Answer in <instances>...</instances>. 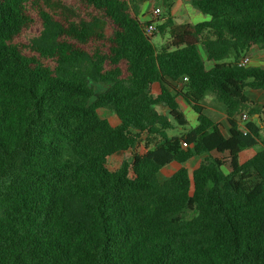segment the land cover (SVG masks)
<instances>
[{"label":"trees","instance_id":"16d2710c","mask_svg":"<svg viewBox=\"0 0 264 264\" xmlns=\"http://www.w3.org/2000/svg\"><path fill=\"white\" fill-rule=\"evenodd\" d=\"M148 1L0 0V264H264V69L238 66L264 0H191L207 20L168 15L160 48Z\"/></svg>","mask_w":264,"mask_h":264},{"label":"rangeland","instance_id":"374dc122","mask_svg":"<svg viewBox=\"0 0 264 264\" xmlns=\"http://www.w3.org/2000/svg\"><path fill=\"white\" fill-rule=\"evenodd\" d=\"M190 1L191 0H177L168 13L162 6L160 0H152V1L144 2L140 8L138 18L142 22L149 21V22L154 23L155 25L162 24L168 15L173 16L176 22H179V23H186V22L196 23V22L207 19L205 15H202L190 3ZM157 7L161 8V11L159 15L155 16L153 14V10ZM167 37H168L167 33H165L161 37L160 34L156 32L151 37V42L156 48H160L164 44ZM261 52L262 51H260L259 53L253 54V60L255 61L254 66L264 69V55H261ZM247 95L249 96V99L251 101L257 103L260 106H264V95L260 94L259 92H254L250 90H247ZM178 101H180L181 105L185 107V104L182 102L181 99H178ZM204 101H205L204 102L205 105L207 106L206 115L210 117L212 120L219 122L221 124H224V118H223L224 113H222L224 110L222 111V109L217 107V105H219V107H222L224 109L223 105H221L220 103L216 104V101L211 95H207L204 98ZM182 106H181L182 112L186 114L187 119L189 120V123H192L194 120L193 115L190 114V110L185 112ZM98 115L101 118L106 119L109 122V124L112 126H115L118 123V120L116 116L114 115V113L110 112L107 109L98 110ZM247 120H248V117H247ZM244 123L245 121H240L241 125H243ZM222 131H223V134H226L225 128L222 129ZM177 134H179L178 130H173V131L168 132L169 136L177 135ZM142 140L147 141L148 144H150L151 146H153L156 142L155 138L148 137L146 134L142 136ZM257 150H258V147L252 148V149H246L240 154V156L242 159L250 157ZM127 155H129L128 152H117L109 156L108 157V169L110 171L116 170L119 167L123 157ZM200 161H201L200 157H194L188 162H186L184 164V167L187 168L189 172H191L194 168L198 166ZM177 168L178 166L174 164H170V165L163 167L158 174L159 179L162 180L163 178H166L168 175L176 171ZM227 169H228V165L225 162V166L223 167L224 172H226Z\"/></svg>","mask_w":264,"mask_h":264},{"label":"built area","instance_id":"2783aa9c","mask_svg":"<svg viewBox=\"0 0 264 264\" xmlns=\"http://www.w3.org/2000/svg\"><path fill=\"white\" fill-rule=\"evenodd\" d=\"M160 11H161V8L157 7L153 10V14L155 16L159 15L160 14ZM143 32L146 36H152L154 35L156 32H157V28H156V25L152 22H150L149 24H146L143 26ZM250 62V58L249 56H245L243 57L239 62H238V66L240 67H245L249 64ZM186 78L184 77L183 78V81H185ZM247 119V115L246 114H242L241 116V121H245Z\"/></svg>","mask_w":264,"mask_h":264},{"label":"crops","instance_id":"0c3cea01","mask_svg":"<svg viewBox=\"0 0 264 264\" xmlns=\"http://www.w3.org/2000/svg\"><path fill=\"white\" fill-rule=\"evenodd\" d=\"M206 18H207V16H205ZM205 20H207V19H205ZM260 51H262L261 52V55H264V50H260V49H258L257 47H252L251 49H250V51H249V53L247 54L248 56H249V58H250V62H249V66H254V63H255V61L253 60V54H256V53H259ZM254 92H259L260 94H262V95H264V92H261V91H254ZM245 94L247 95V91L245 92ZM248 96V95H247ZM248 98H249V96H248ZM178 99H180V98H178ZM215 100V99H214ZM178 101V100H177ZM183 102V101H182ZM203 102H205L204 100H203ZM178 103H179V105H180V107L182 106L181 105V103H180V101H178ZM184 103V102H183ZM185 104V103H184ZM205 104V103H204ZM216 104H219L218 102H216ZM217 107L218 108H220V109H222V111L224 110L222 107H219V105H217ZM182 108H183V110L186 112V111H188V110H190L189 109V107L185 104V107L184 106H182ZM206 109H207V106L205 105V114H206ZM222 113H224V111L222 112ZM210 118V117H209ZM223 118H224V124H222L223 126H224V128H225V130H226V125H225V114H223ZM211 119V118H210ZM212 120V119H211ZM214 121V120H213ZM214 122H216V121H214ZM219 123V122H218ZM221 124V123H220ZM242 126V125H241ZM223 128V129H224ZM223 132V131H222ZM224 135H226V134H224Z\"/></svg>","mask_w":264,"mask_h":264}]
</instances>
